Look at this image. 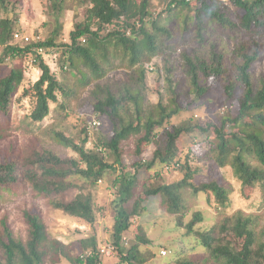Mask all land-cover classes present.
<instances>
[{
  "label": "trees",
  "instance_id": "16d2710c",
  "mask_svg": "<svg viewBox=\"0 0 264 264\" xmlns=\"http://www.w3.org/2000/svg\"><path fill=\"white\" fill-rule=\"evenodd\" d=\"M69 1L48 0L49 12L56 21L69 10ZM229 1L237 9L235 18L221 0H171L168 9L157 17L151 12V0H79V5L85 6L84 17L74 25L69 44H57L61 25L53 31L51 40L23 45L12 42L18 19L9 14L7 0H0V129L3 127L1 118L11 117L14 98L25 80L21 62L26 57L35 58L42 71L33 88L36 103L30 114L32 122L41 123L50 115V103L59 102L57 92L66 94L50 66L34 48L59 52L61 69L64 71L66 66L77 69L86 87L104 79L116 68V61L126 62L137 74L133 84L122 91L98 87L103 95L99 90L95 92L94 115L105 116L112 127L109 134L100 136L99 151L86 148L88 134L78 142L64 132L53 131V139L73 150L78 158H63L48 148L29 156L13 153L2 157L0 196L30 186L39 197L49 199L55 209L94 227L95 197L90 190L118 173L113 184L120 200L111 242L122 262L131 264L138 260L141 245L151 244L144 227L138 229L135 244L128 250L123 238L132 228V220L146 209L144 204L151 198L161 197L166 211L177 217L178 227L186 228L187 234L197 241L196 247L205 252L197 259L181 257L176 264H264V230L257 232L251 217L239 212L211 229L196 230L195 226L204 221L202 214L197 213L189 224H183L188 212L187 191L194 195L204 193L209 198L212 194L218 207H227L230 191L218 181L197 186L191 183L193 173L188 172L184 180L170 185H156L150 178L142 185L141 193H135L141 170L150 171L159 163L170 166L171 171L182 169L183 165L176 160L179 139L196 129L208 131L191 123L169 127L180 112L177 99L180 83L175 80L170 59L166 60L164 73L173 98L168 104L162 98L151 106L146 99V63L155 56H170L171 51L182 48V63L190 84L188 95L194 102L202 101L219 86L225 88L229 101H235L240 86L243 88L238 114L223 116L218 125H210L215 138L209 153L216 166L232 168L244 189L260 187L264 197V77L253 82L252 76L254 65L263 55L264 0ZM115 24L119 28H110ZM217 32L240 36L242 40L234 50L225 53L218 40L212 38ZM193 41L202 48L210 44L208 55L201 57L197 50L185 48ZM234 55L235 79L229 74V60ZM132 142L134 147L129 154L134 161L129 165L125 159L126 147ZM152 146L156 149L147 158L145 155ZM77 179L84 185L77 184L74 181ZM73 190L79 191L76 197L65 200ZM130 202H133L132 208L126 207ZM23 219L28 234L25 240L16 235L7 219L1 222L0 264H48L50 259L54 264H60L62 259L69 264H102L96 233L65 245L52 242L38 212L25 210ZM50 244L54 247L52 256Z\"/></svg>",
  "mask_w": 264,
  "mask_h": 264
},
{
  "label": "rangeland",
  "instance_id": "374dc122",
  "mask_svg": "<svg viewBox=\"0 0 264 264\" xmlns=\"http://www.w3.org/2000/svg\"><path fill=\"white\" fill-rule=\"evenodd\" d=\"M171 0H151V12L154 17L164 13L168 9ZM229 6V11L233 18L236 17L237 9L229 0H221ZM9 14L18 19L15 33H21L34 40L45 41L53 35L57 26L62 25L60 37L57 38V44H69L70 33L74 30V25L84 17L85 6L79 5V0L69 1V10L64 16L56 21L54 15L49 12L48 0H7ZM1 15H3L1 13ZM168 15V13L166 14ZM110 28H119L118 24ZM212 38L218 40L221 49L225 53L232 51L241 42L240 36L226 35L221 32L215 33ZM15 44H21L15 39ZM197 42H190L185 48L195 49L201 57L207 56L210 52L207 48L197 46ZM182 51L180 48L171 51L170 56L163 54L155 56L150 62L146 63L148 70L145 81V95L148 103L156 105L160 99L168 104L173 98L172 91L167 87L165 81L166 60L170 59L173 65L175 80L180 83L178 92V102L180 112L170 122V126H177L184 123H191L208 128V131L196 129L195 132L183 135L177 142L179 154L176 160L183 165L182 169L168 170L165 164H157L150 171L141 170L139 185L135 190L138 195L141 193L142 185L146 180L153 179L156 185L173 184L186 178L188 172L193 173L191 183L199 186L202 183L218 181L227 187L230 191V201L227 207H222L214 202V197L200 193L198 195L187 191L186 202L188 206L187 216L184 219V225L189 224L195 214H202L204 221L195 226L196 230H207L219 225L225 218H231L239 212L246 217H251L255 230L261 232L264 230V197L260 187L244 189L241 182L235 177L231 167H218L215 160L211 157L210 144L215 138L213 126L218 125L223 116L234 117L238 114V102L243 96L240 86L235 101H229L227 91L223 86L215 87L213 91L200 102L194 100L188 95L190 84L186 78V70L182 63ZM2 48H0V55ZM57 53V52H56ZM236 56L229 60V74L235 79L237 75L236 68L233 65ZM21 62V61H20ZM233 62V63H232ZM51 71L54 76L63 85L66 94L57 92L59 102L50 103L51 113L41 123L32 122L30 114L36 103L34 85L41 78L42 71L39 66L33 63V58L28 56L22 62L25 80L14 98L11 117L8 120L1 118L3 127L0 129V158L16 153L22 156H29L32 152L48 148L61 157L78 158V155L71 149L60 146L52 136L53 131L64 132L76 141L83 140L88 134V150L99 151L97 147L100 136L109 134L112 130L109 120L102 117V126L98 129L89 130V122L94 117L95 92L98 87H111L113 91L124 90L125 86L133 84L134 78L137 79L136 71L127 67V63L116 61L113 70H110L102 80L93 82L86 87L81 83V74L77 69H61V54L57 53V58L50 61ZM8 64V63H7ZM9 65V64H8ZM11 66V65H9ZM253 82L264 77V46L263 55L252 69ZM212 83H215L213 80ZM100 95L103 91L99 90ZM172 128V127H171ZM87 130V133L84 132ZM157 131H160L157 129ZM231 131V130H230ZM161 138V137H160ZM162 138L160 139V141ZM134 143L132 142L126 148L128 154L126 163L129 165L134 161L129 152L132 151ZM156 146L150 147L146 157L151 156ZM111 162L114 159L110 160ZM256 165L255 161H252ZM127 170V169H126ZM129 170V169H128ZM118 173L101 181L93 190H90L95 197L96 223L92 227L85 222L64 214L52 205L51 201L39 197L30 186L25 189H17L11 192H4L0 196V227L3 219H7L12 229L18 237L26 239L27 225L24 223L23 212L33 210L40 214L45 222L50 239L59 241L65 245L77 242L82 238H88L96 233L99 248H109L112 246L111 237L115 222V214L118 197V189L114 187V180ZM79 185H84L83 181L74 180ZM232 190V191H231ZM79 193L78 190L69 192L65 200H72ZM133 202L126 204V207L132 208ZM146 209L140 216L135 217L132 222V228L123 238V243L128 249L135 244L134 238L138 234V229L144 227L147 236L151 240L150 245H141L138 253V260L131 264H176L177 259L200 258L205 255L202 248H198L197 241L187 234L186 228H179L177 217L169 214L162 203L161 197L151 198L144 204ZM185 227V226H184ZM50 255H53L54 247L49 245ZM166 250L167 255L163 256L161 252ZM111 251V250H110ZM102 264H130L122 262L121 257L116 251L108 254L101 253ZM51 258V257H50ZM140 260H143L140 262ZM54 264L50 259L48 264ZM60 264H69L62 259Z\"/></svg>",
  "mask_w": 264,
  "mask_h": 264
},
{
  "label": "built area",
  "instance_id": "2783aa9c",
  "mask_svg": "<svg viewBox=\"0 0 264 264\" xmlns=\"http://www.w3.org/2000/svg\"><path fill=\"white\" fill-rule=\"evenodd\" d=\"M14 39L23 45H28V44H31V43L36 41L34 39L29 38L28 36H25L21 33H18V32L14 33ZM33 50H34V52H36V54L38 56L42 57V59L46 62L47 65L50 66V68H52L50 61L52 62V61H54V59L57 58V53L48 52L44 47H39V48L37 47V48H34ZM33 63L37 64L35 58H33ZM67 68L68 67L66 66L65 69H67ZM102 123H103V121L101 118H98L96 116L92 117L90 122H89V130L100 128L102 126ZM167 169L170 170V166H167ZM99 249H100V253H103V254L104 253L108 254L110 252L115 251V247H113V246H109V248L106 247L103 249H101V248H99ZM161 254L163 256L167 255L166 250H163L161 252Z\"/></svg>",
  "mask_w": 264,
  "mask_h": 264
}]
</instances>
